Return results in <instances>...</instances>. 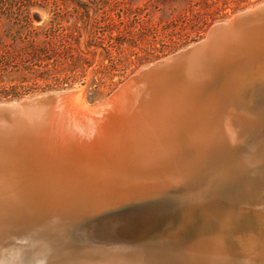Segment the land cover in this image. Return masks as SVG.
I'll list each match as a JSON object with an SVG mask.
<instances>
[{"label":"bare ground","instance_id":"obj_1","mask_svg":"<svg viewBox=\"0 0 264 264\" xmlns=\"http://www.w3.org/2000/svg\"><path fill=\"white\" fill-rule=\"evenodd\" d=\"M259 5H264V2L256 6ZM260 7L257 8V11L261 9ZM245 10H248L247 13L250 14H247L239 22L245 23L244 27H251L254 31H251L250 35L255 37V49L252 46L253 41H250L247 46L249 47V54L252 56L248 59L250 61L247 60L240 63V65L238 64L241 73L237 71L236 79L238 85L248 86L250 97L247 108L254 109L255 102L261 103L260 100L264 96V16L261 19L257 17L261 13H256L255 6ZM35 12L40 20L42 13L37 10ZM123 93L117 104H104L106 101L103 100L92 107L79 105L80 101H77L79 102L77 103L71 93L54 94L57 108L60 114L65 116L71 124L72 133L81 130L80 128H82L83 133L78 142H75L72 136L73 139L71 138L70 145L63 149L61 157L47 163V165L46 163L43 164V169L40 167L39 173L36 171L37 173L25 177L12 176L9 177V180H4L5 183L14 185L16 189L11 191L0 189V247L3 243L6 246V235L12 234V230L18 227L15 229L18 232H26L25 235L32 232V234L34 233L35 236H39L41 240L47 242V245L44 243V248H48L50 252H42L43 255L41 253H39L40 255L37 254L39 260L46 254L50 255L51 250L62 249L61 246L64 243L59 244L58 249L57 245L49 243L52 238H55L57 242L65 236V244H69L66 232L63 233L64 230H52L57 227H54L55 222L51 221L53 217L60 218L66 215V217L71 216V218L76 219L81 214H92L100 210L115 208L129 201H137L139 205L143 206L145 201L149 202L154 197H158L160 200L172 197L168 193L173 190L178 189L177 192L182 193L184 191L182 189L183 184H187L189 179L203 172L206 167L211 169L210 172H214L220 166L226 170L235 166L234 168L238 172L242 171L244 173L247 169L249 171L241 175L242 172L230 173L231 171H228V169L227 174L224 176L231 178V180L226 187L224 186L225 183L219 187L218 193L216 190L213 192L210 190L200 198H193L191 202H186L188 204L187 216L191 220L194 219L195 222L201 224L206 219L205 217L209 215L207 218L210 222L205 227V234L201 236L199 235L201 232L198 231V235L196 234L194 238L192 236L193 239L190 238L188 235L191 236L195 231L192 227L190 230H181L182 233L179 236H186L188 240L189 238L192 239L189 241L188 253L193 255L194 260L191 261L193 264H264V150L263 152L254 153L255 150L252 148L251 151L245 153L243 149H239L243 153H236L242 144L244 131L247 128L249 111L246 109L241 119L228 126L197 128L185 125L184 127H178L168 122H162L158 117L155 118V115H148L139 102L140 90L134 89L131 83L124 89ZM138 105H140L139 110H134ZM149 117L150 119H147ZM152 117H154V120ZM260 145L262 146L263 143L261 142ZM255 146L254 148L257 149ZM240 158H247V161L253 159L254 161L250 163L246 161L247 163L244 165H239L240 160H242ZM218 162L220 166L217 165ZM197 183H200V181L193 180L191 186L196 187ZM258 202L262 206L255 208V203ZM167 204L166 202L163 203V208ZM201 204L203 206H200ZM258 204L257 206H259ZM149 205L153 204L149 202ZM244 212H248L246 215H248L249 220L261 222L263 226L261 243L258 242V250L254 254H251L250 248L253 246L250 247L248 240L254 238V236L257 238V234H253L255 231L251 233L253 236H248L249 238L246 240H244L246 235H243L244 239L242 240L239 238L240 236L235 237L233 233L224 234L221 231L225 223L231 222L233 219L235 221L236 217L238 218ZM25 223L30 225L33 223L35 229H30L31 231L27 229L29 232L27 233L25 227L28 228V226ZM61 226L63 227V225ZM228 226H226V229H228ZM180 227L185 228V225ZM231 228L234 229V227ZM252 230L253 228L250 229V231ZM83 231H86V227ZM48 232L51 236L46 239L44 237ZM1 238L6 239L1 241ZM8 238L13 240L12 235ZM11 240L7 239L10 243ZM10 245L4 247V251L2 249L5 252L8 248L5 253L2 254L0 251V264H12V256L20 250L15 248L16 243L14 246ZM105 248L108 249L109 247H104L103 252V249H99L101 254L110 253L124 256L137 254L134 258L129 259L135 261L133 264H166L163 263L164 259H160L161 256L159 259L157 258L159 256L152 254L147 255L148 257L143 256L146 258L138 257V253L142 251L115 249L107 252ZM72 249H76L77 252L79 251L77 249L80 248L75 245ZM60 254L53 255L52 262L48 264H85V259L71 262L67 253ZM109 256L108 258L104 257L102 262L96 264H132L129 260H115L112 257L109 258ZM164 257L166 258V256ZM166 259L168 260V258ZM178 260L180 261V258Z\"/></svg>","mask_w":264,"mask_h":264},{"label":"rangeland","instance_id":"obj_2","mask_svg":"<svg viewBox=\"0 0 264 264\" xmlns=\"http://www.w3.org/2000/svg\"><path fill=\"white\" fill-rule=\"evenodd\" d=\"M263 2L264 0H0V67L5 60L1 54L6 52L17 56L23 51L31 54L33 50H36L39 57L38 62H42V59L43 64L47 63L44 67H37L39 71H46V74L38 77L35 81L26 82L16 88L8 87L0 82V102L17 101L23 97L46 93L68 92L73 94L76 102L80 101L79 105L92 107L102 102L138 67L146 66L192 44L205 35L211 24L226 20L236 12L252 8ZM36 10L42 13V18L39 21L33 17V11ZM32 40L35 43L34 46L30 44ZM22 56H26V54L22 53ZM63 56L68 57L65 64L52 67L53 60L55 58L63 60ZM260 101L261 103L255 102L254 109L246 108L249 111V119L242 138L244 141L242 140V144L236 151L238 154L243 151L245 153L251 151L252 148L255 150L254 153L264 150V119H262L264 118V96ZM258 139L261 141H256ZM239 149H243V151ZM247 158H240L242 160L239 165L254 161L253 159L247 161ZM218 164L220 166L219 162ZM234 167L227 170L235 174L242 172H238ZM209 169L206 167L203 172L189 179L187 184H183L184 191L182 193H178V189H176L168 193L172 197H166L163 200L154 197L149 200L153 205H149L148 201H145L143 206L139 205L137 201H129L128 204H120L121 207L118 205L115 208H110L114 210L104 209L92 214H81L76 219L71 216L66 217V215L60 218L53 217L51 221L55 222L54 227H57L52 230H64L63 233L66 232L69 244H65L64 235L57 242L55 238H52L49 243L57 245V249L59 244L64 243L61 244L62 249H50L51 256L46 254L39 259L40 262L37 259L39 253L43 255L50 251L48 248H44V243L47 245L46 241L41 240V237L35 236L34 233L28 232L27 229H35L33 223L32 226L25 223L28 226V228L25 227L29 233L27 235H25L26 232L15 230L18 227L14 229L15 232L12 230V234L6 235L9 241L12 238L8 237L12 235L14 241L11 240L10 243L4 238L6 246L3 243L0 251L3 254L8 250L7 248L3 252L7 246L9 247L10 244H12L10 246H14L16 243L15 248L20 250L12 256V264H48L52 262L53 255L56 256L64 252L68 254L71 262L85 259V264L102 262L104 257L108 258L109 255V258L123 261L137 256V254L131 256L101 254L100 250L103 249V252L104 247H109L105 248L107 252L115 249L144 251V253L141 252L142 254L138 253V257H148L147 255L152 254L159 256L157 257L159 259L161 256L160 259H164L162 262L166 264H178V258L181 261L179 264H184V262L190 264L194 259L193 255L188 253L189 241L196 234L198 235V231L201 232L199 235H204L205 227L210 220L207 218L209 215L202 221L204 224L197 223L194 219L191 220L187 216V203L191 202L193 198H200L207 191L216 190L217 192L219 187L225 183L226 187L231 180L224 176L227 174V170L223 167H218L214 172H210L211 169ZM248 171L249 169L246 170V172ZM246 172L244 173L246 174ZM244 173L242 172L241 175ZM193 180H198L200 183H197L196 187H192ZM165 202L168 204L163 208ZM258 203H255V208L262 206ZM201 208L203 209V207ZM246 214L248 212L240 214L241 216L237 215L238 218L236 217L235 221L233 219V221L227 222L228 224L225 223L226 225L222 226L221 231L224 234L233 233V236H240L239 238L242 240L244 239L243 235H246L244 239L246 240L252 237L251 233L255 231L253 234H257V238L255 236L251 238L254 242L251 239L248 240L250 247L253 246L250 248L251 254H254L258 250L257 245L262 238L263 226L261 222L249 220ZM179 225H185V228H181ZM226 226L229 230L226 229ZM85 227L86 231L84 232ZM192 227L195 231L191 236L188 235L190 238L193 236L192 239L188 240L186 236H179L183 229L190 230ZM251 228H253L252 231H250ZM45 235L46 239L51 236L49 232ZM120 238L127 239L121 240ZM8 242L9 244H7ZM73 245L79 247L80 249L77 250L81 252L73 250ZM20 251L23 255L19 253ZM86 251L87 253L84 254ZM129 261L132 264L135 262Z\"/></svg>","mask_w":264,"mask_h":264},{"label":"water","instance_id":"obj_3","mask_svg":"<svg viewBox=\"0 0 264 264\" xmlns=\"http://www.w3.org/2000/svg\"><path fill=\"white\" fill-rule=\"evenodd\" d=\"M255 9L261 19L264 5ZM247 11L211 24L192 44L138 67L108 94L104 104H117L131 83L140 90L139 102L148 115L162 122L197 128L237 122L249 106L250 90L238 85L236 76L241 73L240 63L252 56L247 46L250 41L255 49L253 30L239 22L250 14ZM33 17L39 21L35 11ZM56 93L0 102V189L15 190L5 183L9 177L39 173L43 164L61 157L71 138L79 141L83 130L72 133L71 124L57 108Z\"/></svg>","mask_w":264,"mask_h":264},{"label":"trees","instance_id":"obj_4","mask_svg":"<svg viewBox=\"0 0 264 264\" xmlns=\"http://www.w3.org/2000/svg\"><path fill=\"white\" fill-rule=\"evenodd\" d=\"M14 40L16 41V37ZM30 44L34 46L35 43L32 40ZM22 53H25L26 56H22ZM22 53L17 56L7 52L1 54L5 60L1 64L2 67H0V82H3L8 87L16 88L22 86L24 83L35 81L38 77L46 74V71H39L37 68L39 66L44 67L47 63L43 64L42 59V62H38L39 57L36 50H33L31 54H27L24 51ZM67 58V56H63V60L55 58L52 62V67H57L58 64L59 66L65 64Z\"/></svg>","mask_w":264,"mask_h":264}]
</instances>
